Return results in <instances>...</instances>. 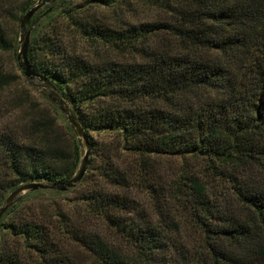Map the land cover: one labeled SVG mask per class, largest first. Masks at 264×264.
Masks as SVG:
<instances>
[{
	"label": "trees",
	"instance_id": "1",
	"mask_svg": "<svg viewBox=\"0 0 264 264\" xmlns=\"http://www.w3.org/2000/svg\"><path fill=\"white\" fill-rule=\"evenodd\" d=\"M35 1L24 0L22 12L32 9ZM123 1L61 6L50 2L39 9L28 48L32 68L55 86L95 155L103 147L91 133L111 132L122 150L143 158V168L152 155L204 157L211 173L229 184L230 198L253 216L247 220L232 214L227 199L207 183L181 176L169 192L173 197L177 191L190 204L189 219L204 237L201 250H185L179 247V224L163 212L149 215L135 198L119 192L84 193L87 210L134 247L136 253L130 254L99 235L73 228L63 212L59 225L23 215L5 222L22 203L21 196L1 218L0 234L7 230L22 240L23 247L1 243L0 264H73L63 248L68 239L83 245L101 264H264V0H139L167 10L172 20L121 28L90 10ZM68 29L123 51L136 49L140 60H95L70 51L64 41ZM159 32L215 54L147 52L137 47ZM16 45L0 21V49L13 50ZM27 128L28 137L37 142L13 130L0 131V207L6 195L23 184L65 182L79 171V140L72 150L66 149L46 114L33 117ZM113 157L107 150L102 175L117 185L127 178ZM145 186L158 192L154 185ZM48 191L60 193L35 190Z\"/></svg>",
	"mask_w": 264,
	"mask_h": 264
},
{
	"label": "rangeland",
	"instance_id": "2",
	"mask_svg": "<svg viewBox=\"0 0 264 264\" xmlns=\"http://www.w3.org/2000/svg\"><path fill=\"white\" fill-rule=\"evenodd\" d=\"M86 1L54 0L52 2H56V6H61L63 3L82 5ZM43 2V0H36L35 5ZM23 3L24 0H0V21L11 38L17 42L13 50L0 49V131L13 130L25 139L29 136L27 127L33 117L46 114L54 120L56 138L66 149L72 150L74 141L79 140L82 165L87 149L83 140L78 136L75 127L70 123L68 115L52 100L50 97L51 90L46 86V83L38 78L29 79L20 66L18 53L21 49L20 19L25 15L22 12ZM45 5L40 8V11L46 8ZM90 10L116 28L125 27L128 24L138 25L143 22L172 20L167 10L139 0H124L113 6L91 7ZM32 19L27 24V31L30 30V40L35 29L31 27ZM61 20L63 23H67L65 19ZM64 41L70 51L95 60L134 61L141 56V52L136 49L123 51L103 42L83 38L70 29L65 32ZM137 47L143 48L147 52H190L212 56L215 54L209 50L196 47L188 41H182L170 32L153 34L143 42L138 43ZM192 98L197 99V97ZM167 104H169L168 109L173 108L170 107V103ZM91 135L101 143L103 150L99 155H95L93 151L90 152L89 164L81 182L67 191H59L60 193L51 191L26 193L23 195L22 203L5 216V222L16 220L20 215H23L25 217H39L47 223L59 225L62 221L59 212H63L66 215V221L73 228L89 235H99L123 251L135 254L134 247L120 239L102 218L91 214L81 198L84 193L103 189L135 198L140 203V208L149 215L154 216L161 211L168 219H174L179 224L180 229L179 247L185 250L197 248L199 251L204 244V237L201 230L189 219L191 215L190 204L181 194H177V191H174L173 197L169 192V187L177 184L181 176L197 177L201 182L207 183L210 190H214L217 195L227 199L232 214L247 220L252 218L253 213L248 207L230 198L229 184L211 173L208 169L209 161L206 158L193 155L185 157L152 155L147 158L145 168H143L141 167L143 158L139 154L122 150L120 140L115 133L92 132ZM27 140L37 142L35 137H28ZM107 150L112 151L115 163L126 175V182L113 185L103 177L102 170L105 165ZM142 178L146 181L143 182ZM147 183L154 185L158 192H151L147 189L145 186ZM1 243L6 244L9 248L23 247L22 240L9 234L7 230L0 234ZM63 248L73 264H101L92 253L77 241L68 239Z\"/></svg>",
	"mask_w": 264,
	"mask_h": 264
},
{
	"label": "water",
	"instance_id": "3",
	"mask_svg": "<svg viewBox=\"0 0 264 264\" xmlns=\"http://www.w3.org/2000/svg\"><path fill=\"white\" fill-rule=\"evenodd\" d=\"M54 0H46L43 3H38L35 5L32 9H30L21 19V49L18 53V58L20 61V66L24 72V74L29 79H35L38 78L46 83V86L51 90L50 97L54 102H56L60 109L66 113L69 117L70 123L75 127L78 136L83 140L84 145L86 146V154L83 159L82 165L78 171V173L72 177L71 179L65 181V182H31L27 184H23L16 188L15 190L11 191L7 197L5 198L2 206L0 207V220L3 217V215L6 213V211L17 201V199L23 195H25L28 192H32L38 189H49V190H57V191H67L71 188H74L81 180L83 179L87 167H88V158L89 154L91 152V146L89 139L87 137L86 132L80 125V123L77 121L75 115L72 113L71 109L65 102V100L59 95L57 92L55 86L49 82L45 77L41 76L39 73H37L31 66L29 59H28V48L30 43V30L27 31V24L32 19V17L36 14V12L44 5L52 2Z\"/></svg>",
	"mask_w": 264,
	"mask_h": 264
}]
</instances>
